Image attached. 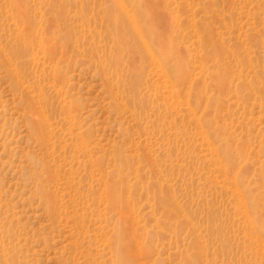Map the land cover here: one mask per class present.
I'll return each instance as SVG.
<instances>
[{
    "label": "rangeland",
    "instance_id": "1",
    "mask_svg": "<svg viewBox=\"0 0 264 264\" xmlns=\"http://www.w3.org/2000/svg\"><path fill=\"white\" fill-rule=\"evenodd\" d=\"M0 264H264V0H0Z\"/></svg>",
    "mask_w": 264,
    "mask_h": 264
},
{
    "label": "bare ground",
    "instance_id": "2",
    "mask_svg": "<svg viewBox=\"0 0 264 264\" xmlns=\"http://www.w3.org/2000/svg\"><path fill=\"white\" fill-rule=\"evenodd\" d=\"M152 13H154V16H156L155 20L151 23V26H150V30L151 32H153L156 36V39H157V45L159 46V48L161 49H164L165 51V57L168 58L165 59V63L169 62V61H173L174 60V55H172V51H173V47L170 45V44H167L169 41L168 39V30H163L162 32V29L164 28L165 26V29L167 27V20L162 16V14L160 13H157V11H152ZM24 38V37H23ZM138 41V40H136ZM23 44L24 46H27V41H25V39H23ZM145 44L144 43H139V41L136 43V49H140L141 46H144ZM140 53H137L135 54L137 58V60H140V62H144L143 58H141L139 56ZM181 74H182V70L180 71ZM37 119V118H36ZM33 124H37V127L35 128L34 132H35V135H37L36 137H41V130L39 127H41L38 123L34 122ZM44 132V130H42ZM41 135V136H40ZM43 137V136H42ZM39 139V138H38ZM41 139V138H40Z\"/></svg>",
    "mask_w": 264,
    "mask_h": 264
}]
</instances>
